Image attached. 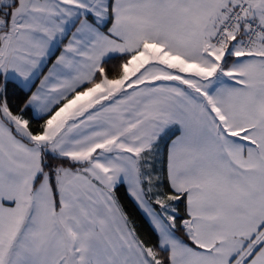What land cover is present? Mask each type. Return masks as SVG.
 Segmentation results:
<instances>
[{
  "label": "snow or ice",
  "instance_id": "1",
  "mask_svg": "<svg viewBox=\"0 0 264 264\" xmlns=\"http://www.w3.org/2000/svg\"><path fill=\"white\" fill-rule=\"evenodd\" d=\"M0 264H264V0H0Z\"/></svg>",
  "mask_w": 264,
  "mask_h": 264
},
{
  "label": "trees",
  "instance_id": "2",
  "mask_svg": "<svg viewBox=\"0 0 264 264\" xmlns=\"http://www.w3.org/2000/svg\"><path fill=\"white\" fill-rule=\"evenodd\" d=\"M166 162V152H165V158H164V164ZM166 167V166H165ZM123 191L124 189L121 188L120 189V194L122 195L123 194ZM122 202L125 204L126 208L129 210V211H132L134 216H135V219L137 220V223L139 226L143 227L144 225V222L140 216V214L138 212H135L134 211V206L132 205V203L130 201H128L127 199H123Z\"/></svg>",
  "mask_w": 264,
  "mask_h": 264
},
{
  "label": "crops",
  "instance_id": "3",
  "mask_svg": "<svg viewBox=\"0 0 264 264\" xmlns=\"http://www.w3.org/2000/svg\"><path fill=\"white\" fill-rule=\"evenodd\" d=\"M45 71H47V69H45ZM37 83H38V81H37ZM165 166H166V162H165Z\"/></svg>",
  "mask_w": 264,
  "mask_h": 264
}]
</instances>
